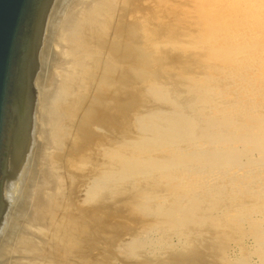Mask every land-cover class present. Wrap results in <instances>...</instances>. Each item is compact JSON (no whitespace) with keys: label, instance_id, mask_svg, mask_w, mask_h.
I'll return each instance as SVG.
<instances>
[{"label":"rangeland","instance_id":"obj_1","mask_svg":"<svg viewBox=\"0 0 264 264\" xmlns=\"http://www.w3.org/2000/svg\"><path fill=\"white\" fill-rule=\"evenodd\" d=\"M226 1H228V0H226ZM226 1L225 0L224 1L223 0H220V1L217 0V4L218 3L220 4L222 2L221 3L222 5L220 4V7L222 6V8H219V6H218L217 7L218 9L216 8L217 10H215L213 7H211L214 0H204V1L203 0H136V1H133V0H127V1L117 0L116 1V0H114L113 1L114 3H112V5L109 7V8H111V10H113V11H111L110 9H108L109 10L108 12H110V15L113 16V17L110 16V18H111L110 27L111 28L109 27L110 30L108 32V36L104 37L99 42V44L101 42H103L105 45L102 46L103 44L102 43L100 44L102 46V49L95 47L96 48L95 50H98V53L96 51V53L94 55L88 57L89 59H91V60H89L91 62L90 66H93V68H91V70L93 69L92 72L94 74H92V73L91 74L95 75L96 72H97V74L93 77L92 76L88 77V75L85 74V71H83V70H85V67H83V70H82L84 73L81 71L78 72L79 75H80V73H81V75H83V76H81L82 78L87 76L88 79L90 78L89 80L95 79L93 82L94 84L91 81V83H92L90 85L91 88L88 87L86 89L85 88L80 89V87H79L78 90H75V91L73 90L74 93L76 91H78V92H76V93H78L77 96H76V94L73 93L75 98H76V99L74 98L75 101L78 100V98L80 96H82L81 100L83 99L82 102H78V103H80L79 105L77 104L78 106L76 109H78L79 111L75 112L77 114L76 117L73 116V117H75L73 119H76V121H74L72 119V125H74V123L75 124L78 123L77 125H74L73 128H76V127H77L76 129L80 128V130H82L81 132L83 134L82 139H80L83 141V142L80 141L83 144H81L82 146L79 147V149H80L78 151L79 153H77L79 156L77 157V155H76L75 157H73V159L76 158L74 161H73V159L71 160V158L67 157V155L71 151V147H72V141L71 140L72 139H70L71 142L68 141L69 143L67 142L65 144V146L68 148H65L63 145L62 149L65 148V150L59 149L57 147L58 151L54 150L56 148H54V149L52 148L53 149L52 151L47 149L49 151L46 150L47 152L45 154V155H47L46 157L48 159V160L47 159H45V160L49 161V162H46V161L45 162L49 165V163L52 161L51 162L52 164L50 163V166L53 165L52 167H57V168L59 167L58 169H56L57 172L61 176H63V179L65 178L68 180V181L65 180L63 182V186L61 187L62 188V191H61V193H62L61 194L62 205L64 203V207L67 208L66 212L71 213V215L73 217H75V219L78 216L77 222L80 224V226L81 225L83 226L81 228H84L86 226V228H84L85 230L84 231L82 230L84 232L83 236L85 238L82 236L81 237L82 240H81V239H79L80 238L79 235H77L78 236V238H77L78 242L80 243L79 244L80 247L78 248L79 252H77L78 255L72 253L73 251L72 252L70 251V253L67 252V258H69L67 260H69V262H70V263L68 262L69 264H72V263L73 264H77V263L78 264H182L183 262L185 263V261H186V264H264V243H263V241H264V235H263L264 234L263 233L264 222L262 221V225L259 224L261 222V220H264V216H263L264 215V165H263L264 163L262 161L263 158H260L262 156H260L259 152L253 151V152H249V155L241 156V158L237 161V163H238L237 166H235V167H233L232 164H228V163L221 165V166L217 165L218 167H216V164L213 165V167H207L206 165L202 166L201 164L196 163V164H194L196 169L187 171L188 174H185V175H182V174H184L183 172H186V171L179 170V168H178L179 173L177 172L178 170L176 172H173V176H174L173 180H171V179L168 180L167 178H165V176L167 174L163 175L161 173H158V174L154 173L153 174L154 176L152 174H149L151 177L149 175L148 176L146 175L147 176L146 177L145 175L140 176L138 174H136V175L134 174L127 179H123L122 177H120V174L117 172V167H118L117 166L118 165L117 155L120 152L119 146L122 145L124 143V141H126V140H127V142L125 143V145L130 141H134L135 135H136L135 134L136 133L135 121L138 119V117H140L142 115H149V114L154 113V112H167V111H170L171 107L175 106L176 108H178V111L181 113V115L183 117H191L192 119L195 120V122H197L198 126H201V123L198 120H201L204 117L207 118L210 115H213L214 117H216V115L218 116V114H220V112H222L221 115L224 116L223 112L229 113L230 111H232L233 116L230 117V120L234 121V119H235V122H239V123H242L244 121V119L246 117L245 114L247 113L245 111L246 109L255 111L254 113L256 115L253 114L254 116L264 117V105L263 106L259 105L260 103L264 102V97H262V96H264V81L262 82L260 80V79L264 78V57H262V53H264V50H262V49H264L263 48L264 47V38H263L264 37V30H262V29H264L263 28L264 27V25H263V23H264V19H263L264 18V14H263L264 13V0H252V2L250 4H249V2L251 0H242L237 7L238 9L236 11H238V12L232 11V10L236 9V8H234L235 6L233 5V3H231L233 1H231V2L230 1L226 2ZM130 2H131V4H130ZM225 3H226V5H224ZM228 3H230L231 6L229 4L227 7ZM121 4H122V6H121ZM204 5H206V6H204ZM253 5L257 6L256 8L258 10L261 8L260 11L262 14L259 13L260 11L255 12L256 9ZM208 6H209V8H208ZM116 7H117V9H116ZM133 8H135V9H133ZM224 8H225V10H224ZM220 9H221V11L219 12L218 10H220ZM227 10L229 12H227ZM120 11H121V13H120ZM252 11L254 12V14H252ZM233 12L237 16L234 15V17H233ZM226 13H228V15ZM229 13H232V15H230ZM243 13H244V15H243ZM245 13H246V15H245ZM256 13H259V14H256ZM219 14H222V15H219ZM218 15L222 16V17H219ZM225 15L228 17H226ZM224 17H225V19H224ZM256 17H260V19L258 20ZM228 18H231L232 20L228 19ZM241 18H243V20H241ZM261 18H262V20H261ZM209 20L211 21V23ZM213 20H215V22ZM225 20H228V21H225ZM246 20L249 22V25L247 24L248 22L245 23ZM251 20H253L252 25H251ZM121 21L125 24H123ZM220 21H223V23L221 22L223 27H225V26L229 27L230 25H232V28H233L232 30H231V27H229V28L225 27V28L229 29V31L231 30L232 33L229 32L231 35H237L238 36V35H240V33H242L241 36H243L245 39H243V37L241 38V36H239V38H241V39L235 40L234 41L235 43L232 42L231 44H226L229 46V48H228L225 45L228 48L227 51H225L226 50L225 46L221 47L217 44L213 46L214 48L211 45V49H210V46L207 45V43L210 45V41L207 39H209V38L213 39L214 37H216L217 32L219 34L221 32V34H222V35L218 34L217 39L220 38L221 36L224 37V35H228V37H231V36H229L230 34L227 33L228 30L223 28L222 25L219 28V24H220L219 22ZM242 21L244 23L243 24L244 28L242 27V23H241ZM254 21H255V23H254ZM226 22H228L229 25ZM261 22H263V23H261ZM118 23H119V25L120 24L121 25L119 26ZM233 23H235L236 26L233 25ZM239 23L241 25H239ZM256 24H258V25H256ZM260 24L263 25L262 28H259V26L260 27L262 26ZM137 25H140L142 27L137 26ZM121 26L122 27L125 26L126 30L125 31L121 30L122 29ZM237 26H239V27L241 26L243 28L242 30H245V31L240 30L241 27L237 28ZM248 26L250 28H248ZM125 27H123V29ZM137 27H138V29H137ZM251 27L253 28V30L255 32L257 31V33H259V32L263 33V34H261V37H262L261 40L263 42L258 43V44L255 43V47H253V51L250 52V54L244 53L247 56L246 55L243 56V57H245V58H243V61H244V59H247L251 54H253V55L255 54L254 58L256 61L259 60V62H258L259 64L257 65L256 64L257 62H255V63L253 62L252 65L254 67H251L252 66L251 65L248 67H243V69L239 68L238 70H236L235 67L233 69L230 66H228L229 63L227 62V60L225 61V60H223L224 58L222 59L221 57H225L226 53L229 52L230 49H232L233 47H239V50L245 49V48L247 49L248 47L252 48L251 44L249 42H247L248 36L251 37L255 33V32H253V33L251 32L252 31ZM116 28H118V29H116ZM130 28H132L133 30ZM139 28H140V32H139ZM213 28L215 29L214 31L212 30ZM234 28H236V29H234ZM224 30H225V33L223 35ZM234 30L235 31L240 30L241 32L240 31L235 32ZM247 30H249V32ZM114 32H115V34H114ZM136 32L138 33V35ZM212 33L214 36L212 35ZM209 35L210 36L212 35L213 38H211L212 36L209 37ZM126 36H127V38H126ZM56 37L60 38L59 36H56ZM123 37H124V39H123ZM104 39H106L105 42H104ZM109 39L111 41H108ZM214 39H216V38H214ZM126 40H128L129 42ZM205 40L207 41V43ZM55 41L57 42L58 40H56V38H55ZM138 42H139V44H138ZM239 42H241V43H239ZM107 43L110 45L108 46ZM232 44H234V45H232ZM100 45H99V47H101ZM247 45H248V47H246ZM55 46L57 49L54 48ZM114 46H116V47H114ZM58 47H59L58 45L54 44L52 47L53 49L52 48L50 49L51 53L53 51L54 52L53 54L57 53L56 55L58 56V54L60 53V52H58V51H60L58 49ZM205 47L207 49H205ZM105 48H107V50ZM255 48H256V50H255ZM257 48H259V49H257ZM120 49H121V51H120ZM133 49H134V51H133ZM259 50H262V51L260 52ZM119 51L121 53H119ZM129 51L132 55L130 53L127 54L129 56L125 55ZM132 51H133V53H132ZM134 53H135V55H133ZM212 53L215 56H218L219 54L222 55L223 53H225L224 54L225 56H223V55L220 56V59L218 60L219 56L217 57V59H215L216 57H214ZM238 53H239V51H238ZM137 54H138V56H137ZM216 54H218V55H216ZM209 55H210V57H209ZM258 55H261V56L259 57ZM104 56H105V59H104ZM110 56H112V57H110ZM144 56H145V58H144ZM92 57H93V59H92ZM99 57H100V59H99ZM125 57L129 58V59H127L128 62L125 63L127 67L124 66V63L121 64L123 62L122 60H124L123 58H125ZM211 57H214V58L211 59ZM226 57H225V59H227ZM261 57H262V59H258ZM126 58L124 61H126ZM134 58H135V60H133ZM148 58H149V60H147ZM118 60H120L121 62ZM132 60H133V62H132ZM145 60L148 62L145 64L142 63L144 65V66H142L141 62L142 61L145 62ZM106 61L108 62V64H110V66L107 65ZM136 61H138L137 63H139V64L135 63ZM92 62H94V63H92ZM99 62H101V63H99ZM109 62H112V63H109ZM220 62H221V65H220ZM222 62H224V63H222ZM103 63H104V65H103ZM39 64H40L39 70H41V71H38V75L36 77V80H37V78H39V75H41V72H42V64H41L40 60H39ZM121 65H123V66L121 67ZM132 65H134L135 67ZM117 66L121 69L119 71V73H118L119 68ZM227 66L229 67L228 69L225 68ZM115 67H116V69H115ZM218 67H219V69H218ZM221 67H222V69L223 68L224 69L221 70ZM122 68H123V71H122ZM124 68L127 71H125ZM139 68H140V72H143V73L139 72ZM52 69H53L52 73L53 74L55 73V76L57 77V75L59 74L58 73L59 68L55 67V69L54 68H52ZM107 69L108 70L110 69V70L108 71ZM134 69L137 71H135ZM225 69H227L229 71L231 70V71L226 72ZM254 69H256V70H254ZM224 70H225V72L223 73ZM232 70H233V72H232ZM248 70H250V71H248ZM221 71H222V73L220 74ZM88 72H90V71H87L86 73H88ZM124 72H125V75H120V74H123ZM127 72H128V77L126 76ZM153 72L154 73L156 72V73L154 74ZM228 72H229V74H228ZM245 72L247 75L245 74ZM235 73L237 74V76H239L241 73L244 74V76L241 78V76H242L241 75L240 77L237 78ZM258 73L259 74L262 73V74L258 75ZM142 74L143 75L145 74L144 75L145 77H143ZM156 74H158V76ZM227 74H228V76H227ZM253 74H255V76ZM102 75H105V76L110 75V76H106L107 79H110V80H108V82H110V83H108L107 80L105 82L101 83V84H104L107 82V84H109V85H107L109 88L107 90L106 89L104 90V88H105L104 86H106V84L101 85V86H103L102 87L103 89L101 88V86L99 88V85H100L99 82H101L100 78ZM114 75L115 76L117 75V76L115 77ZM150 75H153V76L150 77ZM261 75L263 76L262 78H261ZM98 76H100V77L98 78ZM105 76H102L103 78H101V79L103 80L105 78ZM118 76L120 79L118 78ZM248 76H249V78H248ZM154 77H156L157 79ZM235 77H236V79H235ZM244 77H245V79L248 78L249 82L247 80H245ZM255 77H257L256 78L257 80L255 79ZM82 78H80L81 81L84 79V78L83 79ZM139 79L141 80V82ZM238 79H241V80H238ZM36 80H35V82H36ZM120 80L124 84H122ZM244 80L246 81V84L244 83L245 82ZM240 81H244V82L240 83ZM37 83L38 82L35 83V89L38 88V87H36V86H38ZM259 83H261V84H259ZM235 84H236V86H235ZM237 84L240 85V88H239V85H237ZM251 84H254V85L252 86ZM80 85L82 86V84H80ZM155 85L160 88L159 91H162V92L167 91V97L165 99L154 98L151 95L149 87L155 86ZM245 85L246 86L249 85L250 88L246 87ZM256 86L259 87L260 89H257ZM84 87H85V85H84ZM94 87H95V89H94ZM97 87H98V90H97ZM243 87H245V88H243ZM209 88H210V90H209ZM246 88L247 89L249 88V89L247 90ZM79 89L83 90V91L85 90V91L81 92V91H79ZM99 89H100V91H99ZM165 89H167V90H165ZM252 89L253 90L257 89L256 91H253V95L251 94ZM243 90H245V91H243ZM259 90H260V92H259ZM207 91H209V94L206 93L207 96L206 95L205 96L208 99L201 98L203 93L207 92ZM248 91H249V94H248ZM257 91H258V93H261V94L263 92V95L260 96L261 94H256ZM39 92L40 91H37V89H36V97H40L39 95H41V94H39ZM244 92L246 95L244 94ZM81 93H82V95H79ZM95 93L96 94L98 93V94L96 95ZM105 93H107L108 95L107 94L105 95ZM115 93H117V94H115ZM92 94H93V96H92ZM254 94L258 95V97L256 98V96ZM102 95L105 97H103ZM208 95H209V97H208ZM89 97H90V99H89ZM108 97L109 98L111 97V98L109 99ZM120 97H121V99H119ZM259 97H261V98H259ZM69 98H71V97H69ZM69 98L66 97V100ZM239 98H241V99H239ZM252 98H254V99H252ZM37 99L38 98H36V102H37L36 105L39 104V100H37ZM106 99H108V100H106ZM64 100H65V98L63 99V101ZM105 101L108 103V105H107V103H105ZM94 102H95V104H94ZM101 102H102V104H101ZM59 103H62V102H59ZM99 103L102 106L103 105H106V106L102 107ZM63 104H64V102L61 105H63ZM88 104H90V105H88ZM117 104H119V105L117 106ZM240 104H242V105L240 106ZM61 105L59 104L58 106L56 105L55 107H59L61 109V107H60ZM111 105H113V106H111ZM243 105H245V106H243ZM91 106H93L94 109L95 108H97V109L93 110V108ZM121 106L122 107L127 106V107L122 108ZM240 107L242 108V110L240 109ZM38 108H39V105H38ZM51 108H54V106H52L48 109L49 112H51V113H53L54 111H57L56 109L60 110L59 108H55V110L51 109ZM109 108H110V111H109ZM115 108H117V109H115ZM230 109H232V110H230ZM51 110H53V111H51ZM88 110H90V112ZM91 111L92 112L94 111V113L92 114ZM99 111H100V113H98ZM123 111H125V112L123 113ZM213 113H215V114H213ZM241 113H244V115H245V116H243V118L241 117V115H242ZM90 114H91V117H89L90 122L87 119H83V118H87V116ZM94 117H96V118H94ZM104 117H107V119H108V117H110L109 120L111 122L109 123V120H108L109 124H105V121L107 123V119L106 118L104 119ZM93 119H95V120H93ZM102 119H104L105 121ZM39 121H40V119L36 123H38ZM160 124H163V122H160ZM91 125H93L92 128H91ZM107 125H110L113 128H109V126L107 128ZM121 125H122V127H121ZM39 126L41 128V123ZM85 127H87V128H85ZM124 128L125 129L128 128L127 129L128 132L127 131L124 132L123 131ZM76 129H73V131L74 130L76 131ZM81 132H80V134H81ZM198 132H199V130L196 131V134H198ZM38 137H39V135L37 136V140H38ZM104 138L106 141L104 140ZM107 138H108V140H107ZM120 141H123V142H120ZM104 142H105V144H104ZM69 144L71 147L69 146ZM130 144H132V143H130ZM235 146H238V145H235ZM108 147H112V149L116 153L115 160H114L115 174L113 176L114 177L113 182H110L109 187H108V185H106V187L108 189L106 187H104L103 189H100V190L98 189L97 192L95 191L93 193V196L91 198H86L85 197V195H87L86 191H88V187L90 186L91 181L92 180H99V176H101V171H98V170L102 169L101 165L104 162V159H105L104 154H105L106 150L108 149ZM237 148H239V146ZM61 150H62V152H61ZM133 150H134V145H129V147H127L128 153L133 151ZM64 151L66 152L65 154H64ZM160 151H162V152H160ZM160 151L159 150L154 151L152 149L150 152L151 154L149 153V157H151V158L153 157L152 158L153 161L154 160L167 159L170 151H168L166 149H164V151L163 150H160ZM48 152H49V154H48ZM55 153L57 156L54 155ZM61 153H63L62 155H64V156L60 157L59 155H61ZM53 155L55 157H57L55 162L53 161V158H55ZM102 155H103V158H102ZM246 157H248V158L246 159ZM100 158H101V160H100ZM50 159H51V161H50ZM69 161H71L70 164H69ZM26 167H27V162H26ZM25 172H26V169H25ZM175 173H177V174H175ZM76 174H77V176H76ZM137 175L139 177H137ZM186 175H190L189 178L187 176L188 179L186 178ZM161 176H162V178H161ZM22 179H23V175H22ZM178 179H179V181H178ZM182 179L185 181H183ZM189 179H191V181ZM172 181H174V182H172ZM180 183H182V184H180ZM203 183H204V186H203ZM68 185H70V186H68ZM175 185H176V187L174 188ZM184 185H186V186H184ZM177 186L181 189L177 188ZM204 187H205V189H204ZM71 188H72V190H74V192L71 190ZM74 188H76V190ZM79 188H80V190H79ZM176 188L179 190H174L175 191L174 192L172 189H176ZM189 188H191V189H189ZM197 189H199L198 190L199 193H197ZM219 189H220L221 193H219ZM181 190H183V191H181ZM70 191H71V193H70ZM194 191H196V193ZM209 191H210V193H208ZM85 192H86V194H85ZM238 192H240V193H238ZM256 192H258V193H256ZM182 194L184 197L181 196ZM20 196H21L20 193L14 194L11 205L16 204L19 201ZM178 197L180 198L179 199L180 202L183 201L180 203L181 205L185 204V206H187V204H189V200H191L193 198L194 199L197 198V200H193L194 202L199 203V205L201 203V206L198 207L200 210L195 212L193 214V216L189 217L190 220L188 219L187 221L180 223V225L175 224V223L172 224V222H169L168 219L165 218L164 216H162L160 213H156L157 211L155 210L156 206H158V205H159V207L162 206V208L164 207L163 209L167 210V208L171 207V205L177 203L178 199L176 200V198H178ZM155 198H157L158 200ZM198 199H199V201H202V202H199ZM66 200H67V202H66ZM144 200H146V201L142 207L137 204L140 201H144ZM214 201H215V205L212 204V202L214 203ZM216 201H217V203H216ZM68 202L69 203L71 202L70 205L72 207H75V208L71 209L70 205L68 206V204H69ZM209 203H210V205H209ZM156 204H158V205H156ZM210 206H212V207L210 208ZM107 208H109L108 210H110V211H108ZM206 208H208V209H206ZM74 209H76V210H74ZM203 210H206V211H203ZM246 210H248L250 212L248 213ZM87 211L89 214L87 213ZM198 212H200V214ZM251 213H253L254 215ZM97 215H98L99 219L97 218ZM239 215L240 216L242 215V216L239 217ZM259 215H260V217H259ZM63 216H65L67 218L69 217L67 215H63ZM178 216H180V214H178ZM226 216L227 217L229 216L228 220H230V219L231 220L228 221ZM245 216H247V218ZM248 216L249 217L251 216L250 219ZM65 217L63 218L64 221L66 220ZM61 218H62V216L60 217V219ZM222 218H223V221H222ZM225 218H226V220H224ZM232 219H234V221H232ZM244 219L246 221H244ZM259 219H260V221H259ZM253 220L255 223L253 222ZM227 221H228V223L226 224ZM216 222H217V224H216ZM257 222H258V225H261V226H258ZM61 223H63L62 225L59 226L61 228V230L63 228V231L66 230V233L68 234V236L72 235V236H69V237H71V239L76 237L74 234V231H72L70 229V228H72V225L70 226L68 221L66 222V224H64L65 222H63V220H60V224ZM90 224L92 226H90ZM65 225L66 226L69 225V226H67L65 228ZM176 225H178V226H176ZM252 225H254V226H252ZM24 226H25V229H26V226H28V228H27V231H28L29 225L24 224ZM62 226H64V227H62ZM251 226H252V228H251ZM33 228H34V226L30 227L31 231ZM30 229H29V233L31 235L30 237H32V235H33V238H35V240H37L38 242H41L42 240L46 242V240H47L46 243L48 244V242L54 241V239H55L54 238L55 234H53L50 229H49V231L45 230V231H47L46 233H48V235H46V238H45V236H42L40 232H39L40 234L37 233V235L35 234L36 231H33L34 233L30 232ZM253 229H255V230H253ZM255 231L258 232V235ZM70 232L73 234H71ZM88 232H90L88 234L89 236L86 235ZM261 232H262V234H261ZM79 233L81 236L82 232L80 231ZM224 234H226V235H224ZM52 235L54 236L53 238H52ZM86 236H87V238H86ZM224 236L227 237V238H225L226 240L224 239ZM256 237L260 241L257 240ZM40 238H42V239H40ZM221 239H222V242H221ZM88 240H90V242L93 240L92 241L93 244L90 243ZM256 241H258L259 244ZM81 245H83V246H81ZM225 246H226V248H224ZM45 248H46V246H45ZM39 249L41 251L40 255L42 254L43 257L42 256H40V257L36 256L37 258H35L34 255H33L34 256L33 257V256H31V254H27L28 252L26 250H25L26 251V256H25L24 255L25 251H24V249H22V251L24 253L21 250L20 251L17 250L19 252L16 253V251H15L14 254H16V255H13L12 254L13 252H12L9 254V257L7 260H9V261L12 260V262L14 264L15 263L17 264L18 262H19L18 264H20L21 263L20 261H22V260H23V262L21 264H33L34 261H35L34 262L35 264H40V262H41V264H43L44 262H45L44 264H46V263L47 264H54L55 263L54 258L52 259V257H50L51 251H49L47 254V251H46V250H48L47 248L44 250L43 248L40 247ZM80 251H81V253H80ZM21 252H22V254H20ZM42 252H44V254ZM68 253L71 255H69ZM47 255H49V256H47ZM68 256H70V257H68ZM74 256H76V258ZM38 258H39V260H37ZM82 258H83V260H82ZM41 259H42V261H41ZM71 260L74 261L75 263L72 262ZM177 261H178V263H177ZM181 261H183V262H181ZM2 264H5V263H2Z\"/></svg>","mask_w":264,"mask_h":264},{"label":"bare ground","instance_id":"obj_2","mask_svg":"<svg viewBox=\"0 0 264 264\" xmlns=\"http://www.w3.org/2000/svg\"><path fill=\"white\" fill-rule=\"evenodd\" d=\"M114 0H54L53 2V6L50 10L48 19H47V23L45 26V33L43 36V47L40 51L39 54V60L42 64V72L41 75H39V78H37L36 82H38V88L37 91H40L39 95L40 97H36L38 98L37 100H39V108L38 105H36V109H35V113L33 116V150H32V155H27V167H26V172L23 174V179H22V186H21V192H20V199L16 204L11 205V207H9L8 209L5 210V213L3 215L2 218V227L0 228V264L5 263V264H12V260L9 261L7 260L9 257V254L12 253L13 255L15 251L16 253L19 252L20 250L22 251V249H24V251L26 250L28 253L27 254H31V256H35V258L40 257L43 255L40 251V247L43 248L44 250L47 248V254L49 251H51L50 257H52V259L54 258L55 263L54 264H69V258H67V252L70 253V251L76 255L77 252H79L78 248L79 246V242H78V236L79 235V239H81V237L83 236V231L85 230L84 228H86V226L84 228L82 225L80 226V224L77 222L78 221V216L75 219V217H73L71 215V213H67L66 212V207H64V203L62 205L61 202V191H62V186H63V182L67 179H63V176H61L56 169H58L57 167H52L53 165L50 166V163L52 162L50 159V163L49 165L46 162L47 161V155L46 152L49 150H57V147L59 149H62L63 145L65 148H68L65 146V144L69 141H72V147H71V151L70 153L67 155L68 158H71V160L73 159V157H75L77 155V157L79 156L77 153H79L78 151L80 150L79 147L82 146L81 142H83L82 137V130H80V128L76 129L73 128L74 125H77L74 123V125H72V119L76 117V111H79L77 108V106L80 104L78 102H82L81 98L82 96H80L78 98V100L75 101V96L74 94H77L76 91L74 93L75 90H78V88H91V84L94 82V80H89L88 77H93L95 75L91 70V68H93V66H90L91 62L89 60L88 57L92 56L96 53H98V50H95L97 48H101L102 46H104L105 44L103 42H101L103 45L101 46L99 44V42L106 36H108V32L110 30V12H108L111 8H109ZM117 1V0H116ZM120 1V0H119ZM127 1V0H124ZM136 1V0H133ZM204 1V0H203ZM220 1V0H219ZM224 1V0H223ZM226 1V0H225ZM228 1H233L231 3H233L234 10L232 11H236L238 8L239 3L242 0H228ZM226 1V2H228ZM252 2V0L249 2V4ZM116 3V2H115ZM126 3V2H125ZM141 3V2H140ZM206 3V2H205ZM222 3V2H221ZM220 3V4H221ZM120 4V3H119ZM123 4V3H122ZM121 4V6H122ZM131 4V2H130ZM212 4V3H211ZM220 4H217V0H214L213 4L211 5V7H213L215 10H217L218 6L219 8H222V6L220 7ZM230 3L227 4V7ZM125 5V4H124ZM210 5V4H209ZM222 5V4H221ZM226 5V3L224 4ZM252 5V4H251ZM206 6V5H204ZM216 6V7H215ZM231 6V4H230ZM241 6V5H240ZM255 12L260 11V9L258 10L255 6ZM133 7V6H132ZM137 7V6H136ZM139 7V6H138ZM226 7V8H227ZM252 7V6H251ZM119 8V7H118ZM130 8V7H129ZM209 8V6H208ZM217 8V9H216ZM259 8V7H258ZM117 9V7H116ZM132 9V8H131ZM135 9V8H133ZM138 9V8H137ZM211 9V8H210ZM228 9V8H227ZM249 9V8H248ZM253 9V8H252ZM143 10V9H142ZM203 10V9H202ZM225 10V8H224ZM230 10V9H229ZM250 10V9H249ZM113 11V10H111ZM125 11V10H124ZM128 11V10H127ZM134 11V10H133ZM141 11V10H140ZM139 11V12H140ZM219 12L221 11L218 10ZM135 12V11H134ZM204 12V11H203ZM216 12V11H215ZM227 12H229L227 10ZM238 12V11H236ZM121 13V11H120ZM208 13V12H207ZM218 13V12H217ZM249 13V12H248ZM261 13V11L259 12ZM256 13V14H259ZM116 14V13H115ZM139 14V13H138ZM213 14V13H212ZM228 15V13H226ZM230 15H232V13H229ZM252 14H254V12L252 11ZM262 14V13H261ZM264 14V13H263ZM119 15V14H118ZM142 15V14H141ZM222 15V14H219ZM218 15V16H219ZM237 16L234 12H233V17ZM244 15V13H243ZM246 15V13H245ZM213 16V15H212ZM226 16V15H225ZM250 16V15H249ZM253 16V15H252ZM113 17V16H112ZM119 17V16H118ZM222 17V16H219ZM228 17V16H226ZM232 17V16H231ZM232 17V18H233ZM247 17V16H246ZM143 18V17H142ZM141 18V19H142ZM216 18V17H215ZM251 18V17H250ZM258 20L260 19V17H256ZM255 18V19H256ZM225 19V17H224ZM231 19V18H228ZM234 19V18H233ZM254 19V18H253ZM264 19V18H263ZM114 20V19H113ZM136 20V19H135ZM232 20V19H231ZM240 20V19H239ZM241 20H243V18H241ZM240 20V21H241ZM262 20V18H261ZM116 21V20H115ZM210 21V20H209ZM215 22V20H213ZM228 21V20H225ZM253 20H251V25ZM122 22V21H121ZM137 22V21H136ZM223 21H220L219 23V28L221 27ZM230 22V21H229ZM232 22V21H231ZM234 22V21H233ZM238 22V21H237ZM248 21L246 20L245 23H247ZM123 23V22H122ZM138 23V22H137ZM211 23V21H210ZM213 23V22H212ZM228 24V22H226ZM242 23V27H243V21ZM255 23V21H254ZM258 23V22H257ZM263 23V22H261ZM117 24V23H116ZM125 24V23H123ZM128 24V23H127ZM140 24V23H139ZM237 24V23H236ZM249 25V22L247 23ZM246 24V25H247ZM119 25V23H118ZM117 25V26H118ZM121 25V24H120ZM119 25V26H120ZM135 25V24H134ZM229 25V24H228ZM233 25H235V23H233ZM239 25H241L239 23ZM258 25V24H256ZM262 25V24H260ZM264 25V23H263ZM263 25L259 28H262ZM131 26V25H130ZM140 26V25H137ZM236 26V25H235ZM245 26V25H244ZM110 27V28H109ZM122 27V26H121ZM125 27V26H123ZM121 30H126V27ZM128 27V26H127ZM133 27V26H132ZM142 27V26H140ZM211 27V26H210ZM223 27V25H222ZM227 27V26H225ZM223 27V28H225ZM229 27L232 28V25H230ZM227 27V28H229ZM239 26H237L238 28ZM241 27V26H240ZM239 27V28H240ZM240 28V30H242L243 28ZM134 28V27H133ZM136 28V27H135ZM225 28V29H227ZM248 28H250L248 26ZM252 28V27H251ZM264 28V27H263ZM118 29V28H116ZM132 29V28H130ZM138 29V27H137ZM136 29V30H137ZM236 29V28H234ZM120 30V29H119ZM133 30V29H132ZM213 31L215 30L214 28L212 29ZM228 32H231V30L229 31V29H227ZM226 30V31H227ZM238 30V31H240ZM264 30V29H262ZM221 31V30H220ZM235 31V30H234ZM233 31V32H234ZM235 31V32H238ZM245 31V30H242ZM249 32V30H247ZM113 32V31H112ZM116 32V31H115ZM114 32V34H115ZM139 32H140V28H139ZM156 32V31H155ZM158 32V31H157ZM223 32V31H222ZM241 32V31H240ZM252 33L255 32L252 28ZM263 32V31H262ZM117 33V32H116ZM129 33V32H128ZM137 33V32H136ZM159 33V32H158ZM190 33V32H189ZM215 33V32H214ZM225 33V30L223 32V35ZM232 33V32H231ZM110 34V33H109ZM157 34V33H156ZM218 36V32L216 33ZM230 34V33H229ZM242 33H240V35H229L231 37H228V35H224L221 36L220 38L217 39V36L214 37L216 39L213 38V33H212V37L209 35V37L213 38V39H207L210 41V45L207 43L208 46H210L211 49V45L212 47L214 45H219L221 47H224L226 44H231L232 42H234L235 40L241 39L243 36H241ZM247 34V33H246ZM261 34L263 33H257V31L251 36L247 38V42H249L252 46L248 47V45L246 47H248L247 49H240L239 47H233L232 49H230L229 52L226 53V56L224 55L225 53H223L222 55L225 56L227 59H225V57H221L223 60H227V62L229 63L228 66H230L231 68L234 69V67L236 68V70H238L239 68L243 69V67H248L251 66L253 64V62H257L256 64L258 65L259 60H255V54H251L247 59H244L243 61V56H245L246 54H250V52L253 51V47H255V43H261L263 42L261 40ZM119 35V34H118ZM138 35V33H137ZM219 35H222L221 32ZM244 35V34H243ZM59 36L60 38L56 37ZM115 36V35H114ZM151 36V35H150ZM159 36V35H158ZM226 36V37H225ZM239 36H241V38H239ZM247 36V35H246ZM122 37V36H121ZM253 37V38H252ZM58 40L57 42L55 41ZM127 38V36H126ZM188 38V37H187ZM190 38V37H189ZM264 38V37H263ZM124 39V37H123ZM138 39V38H137ZM156 39V38H155ZM154 39V40H155ZM243 39H245L243 37ZM106 39H104L105 42ZM122 40V39H121ZM108 41H111L110 39ZM120 41V40H119ZM128 41V40H126ZM204 41V42H205ZM56 42V43H55ZM129 42V41H128ZM153 42V41H152ZM158 42V41H157ZM243 42V41H242ZM112 43V42H111ZM122 43V42H121ZM235 43V42H234ZM241 43V42H239ZM58 45V49L60 51L58 56L56 54H53L54 52L52 51L51 53V48L53 47V45ZM108 44V43H107ZM113 44V43H112ZM116 44V43H115ZM123 44V43H122ZM139 44V42H138ZM237 44V43H236ZM246 44V43H245ZM99 45L101 47H99ZM110 44H108L109 46ZM117 45V44H116ZM126 45V44H125ZM143 45V44H142ZM234 45V44H232ZM231 45V46H232ZM238 45V44H237ZM241 45V44H240ZM113 46V45H112ZM122 46V45H121ZM120 46V47H121ZM127 46V45H126ZM145 46V45H144ZM228 48L229 46L226 45ZM225 46V47H226ZM230 46V47H231ZM239 46V45H238ZM94 47V48H93ZM111 47V46H110ZM109 47V48H110ZM116 47V46H114ZM119 47V48H120ZM124 47V46H123ZM128 47V46H127ZM126 47V48H127ZM156 47V46H155ZM226 47V50H228V48ZM259 47V46H258ZM261 47V46H260ZM55 49L56 46L54 47ZM104 48V47H103ZM142 48V47H141ZM158 48V47H157ZM214 48V47H213ZM264 48V47H263ZM53 49V48H52ZM107 50V48H105ZM117 49V48H116ZM122 49V48H121ZM120 49V51H121ZM205 49H207L205 47ZM222 49V48H221ZM236 49V50H235ZM259 49V48H257ZM111 50V49H110ZM209 50V49H208ZM207 50V51H208ZM224 50V49H223ZM256 50V48H255ZM264 50V49H262ZM262 50H259L260 52ZM105 51V50H104ZM113 51V50H112ZM119 51V53H121ZM134 51V49H133ZM132 51V53H133ZM206 51V50H205ZM239 51V53H238ZM102 52V51H101ZM109 52V51H108ZM124 52V51H123ZM136 52V51H135ZM138 52V51H137ZM212 52V51H211ZM115 53V52H114ZM118 53V54H119ZM130 51L128 53H126L125 55L129 54ZM142 53V52H141ZM246 53V54H244ZM124 54V53H123ZM131 54V53H130ZM140 54V53H139ZM213 54V53H212ZM211 54V55H212ZM109 55V54H108ZM112 55V54H111ZM114 55V54H113ZM120 55V54H119ZM132 55V54H131ZM130 55V56H131ZM135 55V53L133 54ZM141 55V54H140ZM218 55V54H216ZM221 54H219V58L220 56H222ZM264 53H262V57ZM124 56V55H123ZM129 56V55H127ZM138 56V54H137ZM214 57H216L215 59H217L218 56H215L213 54ZM247 56V55H246ZM259 57L261 55H258ZM112 57V56H110ZM115 57V56H114ZM117 57V56H116ZM119 57V56H118ZM134 57V56H133ZM132 57V58H133ZM210 57V55H209ZM214 57H211L214 58ZM258 58V59H262ZM108 58V57H107ZM121 58V57H120ZM126 58V57H125ZM125 58H123L125 60ZM136 58V57H135ZM135 58L133 60H135ZM145 58V56H144ZM93 59V57H92ZM100 59V57H99ZM105 59V56H104ZM109 59V58H108ZM129 58H126V61L122 60L123 62L121 64L124 63V66H126V62H128ZM131 59V58H130ZM139 59V58H138ZM141 59V58H140ZM98 60V59H97ZM96 60V61H97ZM132 60V62H133ZM149 60V58L147 59ZM210 60V59H209ZM255 60V61H254ZM104 61V60H103ZM108 61V60H107ZM106 61V62H107ZM112 61V60H111ZM120 61V60H118ZM140 61V60H139ZM261 61V60H260ZM113 62V61H112ZM109 62V63H112ZM121 62V61H120ZM131 62V61H130ZM131 62V63H132ZM138 61H136L135 63H137ZM148 61L145 60L141 62V64H145ZM94 63V62H92ZM97 63V62H96ZM101 63V62H99ZM224 63V62H222ZM120 64V63H119ZM134 64V63H133ZM139 64V63H137ZM140 64V65H141ZM142 64V66H144ZM255 64V65H256ZM88 65V66H87ZM93 65V64H92ZM104 65V63H103ZM107 65L110 66V64ZM128 65V64H127ZM130 65V64H129ZM221 65V62H220ZM99 66V65H98ZM120 66V65H119ZM123 65H121L122 67ZM134 66V65H132ZM131 66V67H132ZM225 66V65H224ZM225 67V68H229V67ZM59 68L58 71V75L57 77L55 76V73L53 74L52 72V68L55 69ZM83 67H85V70H83ZM113 67V66H112ZM118 67V66H117ZM127 67V66H126ZM125 67V68H126ZM135 67V66H134ZM223 67V66H222ZM221 67V70H223ZM251 67H254L253 65ZM103 68V67H102ZM108 68V67H107ZM114 68V67H113ZM119 68V67H118ZM117 68V69H118ZM124 68V69H125ZM138 68V67H137ZM141 68V67H140ZM140 68H139V72H140ZM111 69V68H110ZM109 69V70H110ZM116 69V67H115ZM127 69V68H126ZM125 69V71H127ZM214 69V68H213ZM219 69V67H218ZM226 70L229 71V70ZM85 71V74L88 75L85 77H81L83 75L78 74L79 71L83 72ZM102 70V69H101ZM108 70V69H107ZM108 70V71H109ZM112 70V69H111ZM121 69L119 68L118 73ZM129 70V69H128ZM135 70V69H134ZM144 70V69H143ZM142 70V71H143ZM225 70L223 71V73L225 72ZM251 70V69H250ZM248 70V71H250ZM256 70V69H254ZM41 71V70H39ZM87 71H90L88 73H86ZM103 71V70H102ZM107 71V72H108ZM113 71V70H112ZM123 71V68H122ZM137 71V70H135ZM231 71V70H230ZM229 71V72H230ZM252 71V70H251ZM228 72V74H229ZM233 72V70H232ZM254 72V71H253ZM84 73V72H83ZM82 73V74H83ZM92 73V74H91ZM138 73V72H137ZM143 73V72H140ZM154 73V72H153ZM156 73V72H155ZM154 73V74H155ZM158 73V72H157ZM222 73V71L220 72V74ZM237 73V72H236ZM235 73V74H236ZM244 73V72H243ZM257 73V72H256ZM57 74V73H56ZM78 74V75H77ZM110 74V73H109ZM136 74V73H135ZM227 74V76H228ZM246 74V72H245ZM262 74V73H260ZM258 73V75H260ZM120 75H125V72L123 74ZM138 75V74H137ZM136 75V76H137ZM143 75V74H142ZM145 75V74H144ZM143 75V77H145ZM158 76V74H156ZM223 75V74H222ZM233 75V74H232ZM242 75V76H241ZM247 75V74H246ZM255 76V74H253ZM105 76V75H102ZM101 76V78H103ZM106 76H110V75H106ZM105 76V78L102 80L100 78V85H104L106 84V86H104V90L109 89L107 85L108 80L107 77ZM115 76V75H114ZM117 76V75H116ZM115 76V77H116ZM126 76L128 77V72L126 74ZM139 76V75H138ZM153 75H150V77ZM212 76V75H211ZM237 76V74H236ZM241 78L244 76V74H240L238 77ZM251 76V75H250ZM100 76H98L99 78ZM122 77V76H121ZM125 77V76H124ZM142 77V76H141ZM213 77V76H212ZM252 77V76H251ZM263 76L261 75V78ZM82 78L83 80L81 81ZM109 78V77H108ZM119 78V76H118ZM123 78V77H122ZM140 78V77H139ZM153 78V77H152ZM156 78V77H154ZM209 78V77H208ZM249 78V76H248ZM248 78L244 79L248 81ZM257 77H255L256 79ZM259 78V77H258ZM115 79V78H114ZM120 79V78H119ZM124 79V78H123ZM127 79V78H126ZM138 79V78H137ZM141 79V78H140ZM139 79V80H140ZM145 79V78H144ZM157 79V78H156ZM221 79V78H220ZM236 79V77H235ZM251 79V78H250ZM107 80L106 83L101 84L103 82H105ZM130 80V79H129ZM206 80V79H205ZM241 80V79H238ZM243 80V79H242ZM244 80V81H245ZM257 80V79H256ZM262 82L264 81V78L260 79ZM92 81V83H91ZM121 81V80H120ZM126 81V80H125ZM145 81V80H144ZM237 81V80H236ZM244 81H240L244 82ZM251 81V80H250ZM253 81V80H252ZM35 82V83H36ZM96 82V81H95ZM112 82V81H111ZM141 82V80H140ZM249 82V81H248ZM247 82V83H248ZM110 83V82H108ZM122 83V81H121ZM237 83V82H236ZM246 84V81L244 82ZM251 83V82H250ZM82 84V86L80 85ZM94 84V83H93ZM96 84V83H95ZM124 84V83H122ZM249 84V83H248ZM261 84V83H259ZM263 84V83H262ZM85 85V87H84ZM111 85V84H110ZM205 85V84H204ZM239 85V84H237ZM252 86L254 84H251ZM250 85V86H251ZM256 85V84H255ZM156 86V85H155ZM155 86H151L149 87L151 95L154 98H158V99H165L167 97V91H159L160 88L159 87H155ZM219 86V85H218ZM236 86V84H235ZM234 86V87H235ZM246 86V85H245ZM103 86H101L102 88ZM107 87V88H106ZM215 87V86H214ZM213 87V88H214ZM246 87H249L246 86ZM257 87V86H256ZM263 87V86H262ZM89 88V89H90ZM217 88V87H216ZM240 88V85H239ZM245 88V87H243ZM250 88V87H249ZM248 88V89H249ZM81 92H84L83 90H80ZM88 89V90H89ZM95 89V87H94ZM103 89V88H102ZM247 89V88H246ZM247 89V90H248ZM257 89H260L259 87H257ZM256 89V90H257ZM262 89V88H261ZM74 90V91H73ZM98 90V87H97ZM167 90V89H165ZM210 90V88H209ZM214 90V89H213ZM255 89H252V95H253V91H256ZM263 90V89H262ZM100 91V89H99ZM103 91V90H102ZM206 91V90H205ZM241 91V90H240ZM245 91V90H243ZM72 92V93H71ZM104 92V91H103ZM102 92V93H103ZM120 92V91H119ZM211 92V91H210ZM213 92V91H212ZM220 92V91H219ZM260 92V90H259ZM74 93V94H73ZM86 93V92H85ZM88 93V92H87ZM99 93V92H98ZM97 93V94H98ZM108 93V92H107ZM105 93V95L107 94ZM209 94V91L204 92L201 98L204 99H208L206 96L207 94ZM247 93V92H246ZM255 93V92H254ZM96 94V93H95ZM96 94V95H97ZM117 94V93H115ZM214 94V93H213ZM221 94V93H220ZM242 94V93H241ZM245 94V92H244ZM243 94V95H244ZM249 94V91H248ZM247 94V95H248ZM256 94H261L258 93V91L256 92ZM68 95V96H67ZM71 95V96H70ZM79 95H82L79 94ZM78 95V96H79ZM108 95V94H107ZM206 95V96H205ZM215 95V94H214ZM240 95V94H239ZM246 95V94H245ZM251 95V96H252ZM255 95V94H254ZM263 95V92L260 96ZM84 96V95H83ZM93 96V94H92ZM100 96V95H99ZM103 96V95H102ZM241 96V95H240ZM256 98L258 97V95H255ZM254 96V97H255ZM66 97H71L69 99L66 100ZM91 97V96H90ZM89 97V99H90ZM105 97V96H103ZM115 97V96H114ZM209 97V95H208ZM243 97V96H242ZM264 97V96H262ZM65 98V100L63 101V99ZM75 98V99H74ZM96 98V97H95ZM109 98V97H108ZM111 98V97H110ZM109 98V99H110ZM139 98V97H138ZM261 98V97H259ZM92 99V98H91ZM100 99V98H99ZM121 99V97L119 98ZM241 99V98H239ZM254 99V98H252ZM81 100V101H80ZM88 100V99H87ZM93 100V99H92ZM101 100V99H100ZM108 100V99H106ZM112 100V99H111ZM125 100V99H124ZM128 101V100H127ZM59 102H64L63 105H61L62 103ZM88 102V101H87ZM90 102V101H89ZM109 102V101H108ZM113 102V101H112ZM260 102V101H259ZM58 103V104H57ZM66 103V104H65ZM91 103V102H90ZM93 103V102H92ZM104 103V102H103ZM105 103H107L105 101ZM124 103V102H123ZM242 103V102H241ZM256 103V102H255ZM258 103V102H257ZM54 104V105H53ZM61 105V109L59 107H55L56 105ZM78 104V105H77ZM95 104V102H94ZM100 104V103H99ZM102 104V102H101ZM100 104V105H101ZM114 104V103H113ZM128 104V103H127ZM54 106L55 108H59L60 110L56 109L57 111H54L53 113L49 112V108ZM90 105V104H88ZM108 105V103H107ZM110 105V104H109ZM119 104H117L118 106ZM242 104H240L241 106ZM259 105H264V102L260 103ZM95 106V105H94ZM99 106V105H98ZM102 106V105H101ZM106 106V105H103ZM102 106V107H103ZM113 106V105H111ZM245 106V105H243ZM93 108V106H91ZM109 107V106H108ZM120 107V106H119ZM122 107V106H121ZM123 107H127V106H123ZM122 107V108H123ZM90 108V107H89ZM88 108V109H89ZM105 108V107H104ZM111 108V107H110ZM109 108V111H110ZM113 108V107H112ZM97 109V108H95ZM93 108V110H95ZM117 109V108H115ZM126 109V108H125ZM240 109L242 110V108L240 107ZM239 109V110H240ZM232 110V109H230ZM48 111V112H47ZM53 111V110H51ZM84 111V110H83ZM90 112V110H88ZM219 111V110H218ZM223 111V110H222ZM246 112V117L244 119V121L242 123L239 122H235L230 120V117L233 116V112L232 111H228L229 113H224V116L221 115L222 112H220V114H218V116L216 115V117H214L213 115L208 116L207 118H202L201 120H198L201 123V126H198L197 122H195L194 119H192L191 117H183L181 115V113L178 111V108L171 107L170 111L167 112H154L151 113L149 115H142L140 117H138V119L135 121V130H136V135H135V139L134 141H130L128 142L126 145L125 143L127 142L124 141V143L122 145L119 146L120 148V152L117 155L118 157V167H117V172L120 174V177H122L123 179H127L132 175H140V176H148L149 174H167L165 176V178H167L168 180L171 179L173 180L174 176H173V172H176L179 168V170H183L186 172H183L185 174H188L187 171L189 170H195L196 167L194 164L199 163L202 166L206 165L207 167H213V165L216 164V167H218L217 165H224L226 163L228 164H232L233 167L237 166V161L241 158V156H246L249 155V152H259L260 158H263V163H264V117H260V116H254L253 114H255L253 110H245ZM87 112V111H86ZM92 112V111H91ZM114 112V111H113ZM119 112V111H118ZM122 112V111H121ZM125 111H123L124 113ZM88 113V112H87ZM94 113V111L92 112V114ZM100 113V111L98 112ZM219 113V112H218ZM86 114V113H85ZM215 114V113H213ZM217 114V113H216ZM227 114V115H226ZM235 114V113H234ZM241 117L243 118L244 113H241ZM251 114V115H250ZM80 115V114H79ZM82 115V114H81ZM97 115V114H96ZM99 115V114H98ZM122 115V114H121ZM256 115V114H255ZM75 116V117H73ZM124 116V115H123ZM228 116V117H227ZM91 114L87 116V118H83V119H87L90 122V118ZM98 117V116H97ZM103 117V116H102ZM101 117V118H102ZM96 118V117H94ZM107 119V117H104V119ZM40 119V123H41V128H40V123H36L38 120ZM92 119V118H91ZM98 119V118H97ZM102 119V120H104ZM110 117H108L107 119V123L105 121V124H109L111 121L109 120ZM74 121H76V119H73ZM95 120V119H93ZM109 120V123H108ZM112 120V119H111ZM197 120V119H196ZM243 120V119H242ZM241 120V121H242ZM73 121V122H74ZM92 121V120H91ZM87 122V121H86ZM94 122V121H93ZM114 122V121H113ZM160 122H163V124H160ZM115 123V122H114ZM122 123V122H121ZM37 124V125H36ZM104 124V125H105ZM84 125V124H83ZM111 125V124H110ZM110 125H107V128L109 126V128H113ZM113 125V124H112ZM115 125V124H114ZM118 125V124H117ZM125 125V124H124ZM93 125H91L92 128ZM101 126V125H100ZM102 127V126H101ZM122 127V125H121ZM120 127V128H121ZM87 128V127H85ZM119 128V127H118ZM73 129H76V131L74 132ZM82 129V128H81ZM128 128H124V132L127 131ZM134 129V128H133ZM84 130V129H83ZM110 130V129H109ZM113 130V129H112ZM198 134H196V131H198ZM86 131V130H85ZM88 131V130H87ZM81 132V134H80ZM87 133V132H86ZM123 133V132H122ZM111 134V133H110ZM131 134V133H130ZM129 134V135H130ZM134 134V133H133ZM38 140H37V136ZM74 135V136H73ZM124 135V134H123ZM125 136V135H124ZM127 136V135H126ZM122 137V136H121ZM87 138V137H86ZM95 138V137H94ZM70 139H72L70 141ZM92 139V138H91ZM127 139V138H126ZM132 139V138H131ZM86 140V139H85ZM105 140V138H104ZM103 140V141H104ZM108 140V138H107ZM81 141V142H80ZM106 141V140H105ZM68 142V143H69ZM88 142V141H87ZM108 142V141H107ZM123 142V141H120ZM109 143V142H108ZM112 143V142H111ZM132 143V144H130ZM80 144V145H79ZM105 144V142H104ZM91 145V144H90ZM129 145H134V150L129 152L127 151V147H129ZM239 148H237L238 146ZM68 146V145H67ZM69 147V148H70ZM107 147V146H106ZM53 148V149H52ZM65 148H63L65 150ZM49 149V150H47ZM62 149V150H63ZM104 149V148H103ZM154 151H160L166 149L168 151H170L169 156L167 157V159H161V160H154L153 161V157H149V153L151 152V150ZM47 150V151H46ZM61 150V152H62ZM67 150V149H66ZM58 151V150H57ZM68 151V150H67ZM149 151V152H148ZM56 152V151H55ZM69 152V151H68ZM162 152V151H160ZM60 153V152H59ZM66 152L64 151V154ZM49 154V152H48ZM63 153H61V156ZM151 154V153H150ZM56 155V153L54 154ZM53 155V156H54ZM115 155L116 153L114 152V150L112 149V147H108V149L106 150L105 154H104V162L102 163V169L98 170L101 171V176H99V180H92L90 186L88 187V191L87 195H85L86 198H91L93 196V193L96 191H98V189H103L104 187H106V185H108V187L110 186V182H113V176L115 174V169H114V160H115ZM50 156V155H49ZM57 156V155H56ZM162 156V155H161ZM165 156V155H164ZM251 156V155H250ZM55 157V156H54ZM66 157V158H67ZM144 157V158H143ZM57 157L53 158V161L55 162ZM65 158V157H64ZM103 158V155H102ZM248 157H246L247 159ZM47 159V160H45ZM76 158L73 159V161ZM97 159V158H96ZM60 160V159H59ZM69 160V159H68ZM99 160V159H98ZM101 160V158H100ZM260 160V159H259ZM46 161V162H45ZM62 162V161H61ZM71 161H69L70 164ZM182 163V164H181ZM249 163V162H248ZM262 163V164H263ZM52 164V163H51ZM208 164V165H207ZM250 164V163H249ZM252 164V163H251ZM254 165V164H253ZM264 165V164H263ZM59 166V165H58ZM229 166V165H228ZM256 166V165H255ZM198 168V167H197ZM61 169V168H60ZM214 169V168H213ZM224 169V168H223ZM229 169V168H228ZM240 169V168H239ZM97 170V169H96ZM179 170L177 171L179 173ZM201 171V170H200ZM212 171V170H211ZM215 171V170H214ZM221 171V170H220ZM223 171V170H222ZM96 172V171H95ZM197 172V171H196ZM205 172V171H204ZM218 172V171H217ZM212 173V172H211ZM225 173V172H224ZM62 174V173H61ZM177 174V173H175ZM193 174V173H192ZM198 174V173H197ZM213 174V173H212ZM218 174V173H217ZM137 175V177H139ZM68 176V175H67ZM74 176V175H73ZM77 176V174H76ZM146 176V177H147ZM150 176V175H149ZM154 176V175H153ZM180 176V175H179ZM178 176V177H179ZM189 178L190 175H186V178ZM208 176V175H207ZM210 176V175H209ZM151 177V176H150ZM160 177V176H159ZM185 177V176H184ZM206 177V176H205ZM71 178V177H70ZM143 178V177H142ZM162 178V176H161ZM187 178V179H188ZM77 179V178H76ZM184 179V178H183ZM182 179V180H183ZM194 179V178H193ZM71 180V179H70ZM191 181V179H189ZM206 180V179H205ZM68 181V180H67ZM66 181V182H67ZM78 181V180H77ZM76 181V182H77ZM90 181V180H89ZM115 181V180H114ZM166 181V180H165ZM179 181V179H178ZM185 181V180H183ZM71 182V181H70ZM174 182V181H172ZM194 182V181H193ZM197 183V182H196ZM195 183V184H196ZM201 183V182H200ZM205 183V182H204ZM203 183V186H204ZM75 184V183H74ZM160 184V183H159ZM158 184V185H159ZM182 184V183H180ZM167 185V184H166ZM190 185V184H189ZM193 185V184H192ZM191 185V186H192ZM202 185V184H201ZM206 185V184H205ZM70 186V185H68ZM186 186V185H184ZM199 186V185H198ZM207 186V185H206ZM72 187V186H71ZM76 187V186H75ZM171 187V186H170ZM176 187V185L174 186V188ZM201 187V186H200ZM67 188V187H66ZM73 188V187H72ZM71 188V190H72ZM77 188V187H76ZM76 188H74L76 190ZM107 188V187H106ZM105 188V189H106ZM156 188V187H155ZM177 188H179L177 186ZM172 189L174 190H179V189ZM64 189V188H63ZM68 189V188H67ZM66 189V190H67ZM108 189V188H107ZM184 189V188H183ZM191 189V188H189ZM193 189V188H192ZM205 189V187H204ZM65 190V189H64ZM80 190V188H79ZM78 190V191H79ZM194 190V189H193ZM199 189H197V193H199L198 191ZM74 192V190H72ZM153 191V190H152ZM167 191V190H166ZM183 191V190H181ZM205 191V190H204ZM67 192V191H66ZM85 192V194H86ZM175 192V191H174ZM187 192V191H186ZM191 192V191H190ZM196 193V191H194ZM71 193V191H70ZM166 193V192H165ZM193 193V192H192ZM194 193V194H195ZM210 193V191L208 192ZM207 193V194H208ZM219 193L220 189H219ZM240 193V192H238ZM258 193V192H256ZM75 194V193H74ZM201 194V193H200ZM171 195V194H170ZM180 195V194H179ZM187 195V194H186ZM214 195V194H213ZM160 196V195H159ZM183 196V194L181 195ZM193 196V195H192ZM215 196V195H214ZM220 196V195H219ZM223 196V195H222ZM65 197V196H64ZM68 197V196H67ZM161 197V196H160ZM177 197V196H176ZM184 197V196H183ZM144 198V197H143ZM192 198V197H191ZM217 198V197H216ZM68 199V198H67ZM139 199V198H138ZM147 199V198H146ZM157 199V198H155ZM163 199V198H162ZM178 199L177 203L171 205V207L166 209H163L162 206L159 207L156 206L155 210L157 211L156 213H160L162 216H164L165 218L168 219L169 222L175 223V224H179L182 222H185L189 219V217L193 216V214L195 212H197L198 210H200L198 207L201 206V203L199 205V203L194 202L193 200H197L196 199H191L189 200V204H187V206L181 205L180 203V198H176V200ZM72 200V199H71ZM158 200V199H157ZM185 200V199H184ZM202 200V199H201ZM146 200L144 201H140L139 203H137L139 206H143ZM199 201V199H198ZM67 202V200H66ZM174 202V201H173ZM172 202V203H173ZM185 202V201H184ZM202 202V201H199ZM69 203V202H68ZM71 203V202H70ZM70 203L68 204V206L70 205ZM217 203V201H216ZM75 204V203H74ZM160 204V203H159ZM213 205H215V201L214 203L212 202ZM199 205V206H198ZM210 205V203H209ZM208 205V206H209ZM212 205V206H213ZM206 206V205H205ZM207 206V207H208ZM210 206V208L212 207ZM78 207V206H77ZM70 208H75L72 207L70 205ZM203 208V207H202ZM209 208V209H210ZM79 209V208H78ZM81 209V208H80ZM109 208H107L108 210ZM205 209V208H204ZM208 209V208H206ZM76 210V209H74ZM110 211V210H108ZM206 211V210H203ZM248 213L250 211L246 210ZM71 212V211H70ZM94 212V211H93ZM107 212V211H106ZM88 213V211H87ZM110 213V212H109ZM200 214V212H198ZM254 213V212H253ZM251 213V214H253ZM62 214V215H61ZM89 214V213H88ZM178 214H180V216H178ZM241 214V213H240ZM255 214V213H254ZM253 214V215H254ZM63 215H67L69 216L68 218L63 216ZM245 215V214H244ZM250 215V214H249ZM62 216V218L60 219V217ZM238 216V215H237ZM242 216V215H241ZM239 215V217H241ZM252 216V215H251ZM250 216V217H251ZM264 216V215H263ZM66 218V220L64 221L63 218ZM83 217V216H82ZM223 217V216H222ZM227 217V216H226ZM229 217V216H228ZM227 217V220H228ZM247 218V216H245ZM249 217V216H248ZM249 217V219H250ZM260 217V215H259ZM262 217V216H261ZM95 218V217H94ZM97 218L99 219L98 215ZM195 218V217H194ZM204 218V217H203ZM235 218V217H234ZM238 218V217H237ZM245 218V219H246ZM256 218V217H255ZM68 219V220H67ZM87 219V218H86ZM91 219V218H90ZM205 219V218H204ZM203 219V220H204ZM244 219V221H246ZM254 219V218H253ZM262 219V218H261ZM60 220H63V222H65L64 224H66V222L68 221V223L70 224V226L72 225V228H70L72 231H74V234L76 237H74L73 239H71L72 235H69L66 233V230L63 231V228L61 230V228L59 227L60 225H62L63 223L60 224ZM88 220V219H87ZM95 220V219H94ZM190 220V219H189ZM199 220V219H198ZM226 220V218L224 219ZM231 220V219H230ZM228 220V221H230ZM242 220V219H241ZM252 220V219H251ZM255 220V219H254ZM253 220V222H254ZM257 220V219H256ZM81 221V220H80ZM83 221V220H82ZM223 221V218H222ZM228 221L226 222V224L228 223ZM232 221H234V219H232ZM237 221V220H236ZM260 221V219H259ZM262 221L264 222V220H261V222L259 224L262 225ZM252 222V223H253ZM225 223V222H224ZM249 223V222H248ZM255 223V222H254ZM25 225H29V229L30 227L34 226V230L30 229V232L34 233L33 231H36L35 234L37 235L41 233L42 236L48 235V233H46L49 229L52 231L53 234H55V237L52 235V238L54 237V241H50L48 242V244L45 241H41L38 242L37 240H35V238L30 237V233H29V229L27 231L28 226H26L25 229ZM86 224V223H85ZM88 224V223H87ZM188 224V223H187ZM217 224V222H216ZM31 225V226H30ZM183 225V224H182ZM251 225V224H250ZM258 225V222H257ZM258 225V226H261ZM69 226V225H67ZM65 225V228L67 227ZM90 226H92L90 224ZM178 226V225H176ZM254 226V225H252ZM251 226V228H252ZM64 227V226H62ZM157 227V226H156ZM64 228V229H65ZM88 228V227H87ZM258 228V227H257ZM25 229V230H24ZM81 229V230H80ZM256 229V228H255ZM253 229V230H255ZM83 230V231H82ZM104 230V229H103ZM259 230V229H258ZM257 230V231H258ZM71 231V232H72ZM82 232V235L80 236L79 232ZM198 231V230H197ZM40 232V233H39ZM70 232V233H71ZM104 232V231H103ZM256 232V231H255ZM90 232H88L86 235H88ZM225 233V232H224ZM258 235V232H256ZM264 233V230H263ZM67 234V235H66ZM73 234V233H71ZM108 234V233H107ZM188 234V233H187ZM262 234V232H261ZM260 234V235H261ZM40 235V236H41ZM50 235V234H49ZM226 235V234H224ZM264 235V234H263ZM89 236V235H88ZM136 236V235H135ZM191 236V235H190ZM194 236V235H193ZM199 236V235H198ZM255 236V235H254ZM36 237V236H35ZM84 237V236H83ZM99 237V236H98ZM107 237V236H106ZM111 237V236H110ZM143 237V236H142ZM262 237V236H261ZM85 238V237H84ZM87 238V236H86ZM90 238V237H89ZM108 238V237H107ZM227 238L226 236H224V239ZM260 238V237H259ZM42 239V238H40ZM223 239V238H222ZM221 239V242H222ZM257 239V237H256ZM45 240V239H44ZM82 240V239H81ZM226 240V239H225ZM259 240V239H257ZM40 241V240H39ZM90 242V240H88ZM93 241V240H92ZM92 241L90 243H92ZM106 241V240H105ZM111 241V240H110ZM260 241V240H259ZM107 242V241H106ZM258 242V241H256ZM87 243V242H86ZM85 243V244H86ZM110 243V242H109ZM261 243V242H260ZM264 243V241H263ZM93 244V243H92ZM91 244V245H92ZM95 244V243H94ZM259 244V242H258ZM90 245V246H91ZM107 245V244H106ZM46 246V248H45ZM83 246V245H81ZM94 247V246H93ZM223 247V246H222ZM221 247V248H222ZM226 248V246L224 247ZM92 249V248H91ZM262 249V248H261ZM19 250V251H17ZM26 251L24 253V255L26 256ZM45 251V252H46ZM87 251V250H86ZM22 252L20 254H22ZM85 252V251H84ZM44 254V252H42ZM68 253V254H69ZM81 253V251H80ZM46 254V253H45ZM18 255V254H17ZM71 255V254H69ZM73 255V254H72ZM23 256V255H22ZM33 256V257H34ZM37 256V257H36ZM49 256V255H47ZM46 256V257H47ZM12 257V256H11ZM15 257V256H14ZM49 257V258H50ZM70 257V256H68ZM76 258V256H74ZM79 257V256H78ZM48 258V257H47ZM72 259V258H71ZM78 259V258H77ZM189 259V258H188ZM39 260V258L37 259ZM75 260V259H74ZM83 260V258H82ZM14 261V260H13ZM20 261V260H19ZM42 261V259H41ZM49 261V260H48ZM72 261V260H71ZM76 261V260H75ZM78 261V260H77ZM85 261V260H84ZM12 262V263H11ZM17 262V261H16ZM21 263L23 262L20 261ZM33 262V261H32ZM35 262V261H34ZM33 262V264H35ZM38 262V261H37ZM40 262V261H39ZM47 262V261H46ZM69 262V263H68ZM74 262V261H72ZM183 262V261H181ZM189 262V261H188ZM19 263V262H18ZM17 263V264H18ZM20 263V264H21ZM45 263V262H44ZM43 263V264H44ZM49 263V262H48ZM75 263V262H74ZM178 263V261H177ZM184 263V262H183ZM182 263V264H183ZM190 263V262H189ZM14 264V263H13ZM16 264V263H15ZM41 264V262H40ZM47 264V263H46ZM73 264V263H72ZM78 264V263H77ZM186 264V261L185 263Z\"/></svg>","mask_w":264,"mask_h":264},{"label":"water","instance_id":"obj_3","mask_svg":"<svg viewBox=\"0 0 264 264\" xmlns=\"http://www.w3.org/2000/svg\"><path fill=\"white\" fill-rule=\"evenodd\" d=\"M54 0H0V228L33 150L35 80Z\"/></svg>","mask_w":264,"mask_h":264}]
</instances>
